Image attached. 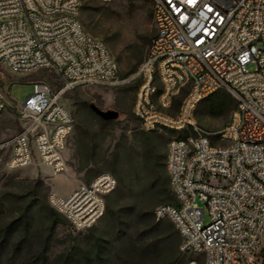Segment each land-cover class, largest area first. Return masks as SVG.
Listing matches in <instances>:
<instances>
[{
  "label": "built area",
  "instance_id": "obj_1",
  "mask_svg": "<svg viewBox=\"0 0 264 264\" xmlns=\"http://www.w3.org/2000/svg\"><path fill=\"white\" fill-rule=\"evenodd\" d=\"M151 1L156 35L138 70L123 77L106 42L85 29L82 0H0V67L53 70L62 83L59 89L33 83L18 110L21 129L0 142V153L9 169L37 160L64 174L76 123L64 95L77 86L116 88L139 80L134 113L140 128L185 133L167 144L174 201L158 206L155 218L174 223L182 253L200 255L204 264H245L264 236V0ZM221 90L238 107L223 128L205 129L194 119L196 105ZM184 92L177 116L163 111ZM7 107L0 91V114ZM117 184L103 172L67 195L53 192L50 200L80 231L104 215Z\"/></svg>",
  "mask_w": 264,
  "mask_h": 264
},
{
  "label": "rangeland",
  "instance_id": "obj_2",
  "mask_svg": "<svg viewBox=\"0 0 264 264\" xmlns=\"http://www.w3.org/2000/svg\"><path fill=\"white\" fill-rule=\"evenodd\" d=\"M80 19L89 33L106 42L123 77L138 70L156 35L151 0H82ZM36 81L57 89L60 79L49 69L26 73L0 67V91L8 101L7 109L0 114V142L20 131L18 110ZM156 83L160 89V82ZM139 87V80L116 88L77 86L64 95L62 102L76 118L65 149L68 171L64 174L54 175L37 160L23 168L9 169L6 155L0 153L1 264H11L17 244L20 251L14 264H25L42 250L46 264H189L193 258L197 264H204L202 256L181 252L182 237L178 242L170 233V226L177 230L170 219H161L156 225V218L154 221L152 216L143 215L174 201L151 188L156 177L154 166L157 157L164 163L169 140L185 133L142 130L129 117L135 115ZM185 97L186 92L181 93L163 111L177 116ZM215 100L219 105L212 109ZM91 103L104 110L115 109L119 117L104 120L92 110ZM237 107V99L221 90L196 105L194 119L205 129L219 130L230 122ZM103 172L114 174L118 180L116 189L106 198L104 215L91 227L74 231L59 212L60 223L51 229L49 209L56 208L50 195H67ZM197 203L205 208L204 222L208 223L207 207L201 200ZM111 211L114 217L121 216L123 223L116 224ZM11 224L12 231L3 237L1 232ZM120 230L124 232L119 235ZM97 244L106 246L100 259L94 252ZM245 264H264V236Z\"/></svg>",
  "mask_w": 264,
  "mask_h": 264
},
{
  "label": "trees",
  "instance_id": "obj_3",
  "mask_svg": "<svg viewBox=\"0 0 264 264\" xmlns=\"http://www.w3.org/2000/svg\"><path fill=\"white\" fill-rule=\"evenodd\" d=\"M153 39V38H152ZM56 87L57 89L61 88L62 87V83L59 81V82H56ZM219 103L217 100H215L213 103H211V107L212 109L216 108V106H218ZM134 122L138 123L140 125V121L139 119L137 118L136 115H132V116H129ZM154 172H155V179H154V182L151 186V188L155 191H157L158 193H161V194H164L167 196V198H170L172 197L173 200H174V197H173V194L171 192V189H170V178H169V175H168V172H167V167H166V155L164 157V163H161L159 160H158V157H157V162L155 163V166H154ZM49 212H50V216H51V221H52V227L51 229H54L56 228V226L60 223V220H59V212H57L56 210H54L53 208H50L49 209ZM110 212V211H109ZM115 213L111 211V216L114 217ZM143 215L144 216H152V219L154 218V221H155V212L154 213H151V212H143ZM116 219V224L117 222L120 224V223H123L121 222V220H119V218L121 219L122 217L121 216H118V218L114 217ZM160 220H158V222L156 223V225H159V222ZM14 227V224H11V225H8L4 228V231L1 232V235L3 234V237H7L8 233L10 231H12ZM170 233L173 234V236L177 239V241L179 242V239L181 235H179V231L178 230H175V228L173 226H170ZM177 229V228H176ZM124 232V230H120V234H122ZM2 242H0V247H2ZM181 244V243H180ZM94 252H95V255H96V258L100 259L102 258V252H105L106 250V246H103L101 247L100 245H95L94 246ZM19 251H20V245L17 244L13 250V253H12V257L10 262L11 264H14L16 262V256L19 254ZM66 261V260H64ZM1 260H0V264H1ZM41 262L43 264H46L48 263V260L47 258L44 256V252L43 250L39 253V255L36 257V256H33V257H29L27 262L25 264H41Z\"/></svg>",
  "mask_w": 264,
  "mask_h": 264
},
{
  "label": "water",
  "instance_id": "obj_4",
  "mask_svg": "<svg viewBox=\"0 0 264 264\" xmlns=\"http://www.w3.org/2000/svg\"><path fill=\"white\" fill-rule=\"evenodd\" d=\"M90 107L94 112H96L104 120H114L119 117V112L115 109L104 110L99 108L96 104L91 103Z\"/></svg>",
  "mask_w": 264,
  "mask_h": 264
},
{
  "label": "snow or ice",
  "instance_id": "obj_5",
  "mask_svg": "<svg viewBox=\"0 0 264 264\" xmlns=\"http://www.w3.org/2000/svg\"><path fill=\"white\" fill-rule=\"evenodd\" d=\"M193 2V0H189V3H192Z\"/></svg>",
  "mask_w": 264,
  "mask_h": 264
}]
</instances>
